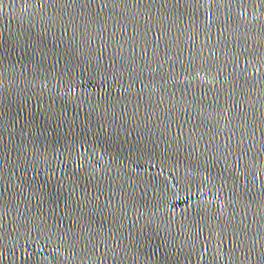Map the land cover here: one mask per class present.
<instances>
[{
  "label": "water",
  "instance_id": "water-1",
  "mask_svg": "<svg viewBox=\"0 0 264 264\" xmlns=\"http://www.w3.org/2000/svg\"><path fill=\"white\" fill-rule=\"evenodd\" d=\"M0 264H264V0H0Z\"/></svg>",
  "mask_w": 264,
  "mask_h": 264
}]
</instances>
